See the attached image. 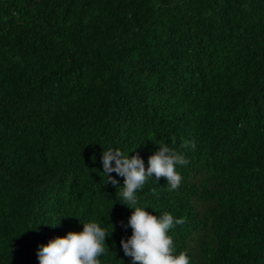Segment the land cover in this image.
<instances>
[{
  "label": "trees",
  "instance_id": "trees-1",
  "mask_svg": "<svg viewBox=\"0 0 264 264\" xmlns=\"http://www.w3.org/2000/svg\"><path fill=\"white\" fill-rule=\"evenodd\" d=\"M162 143L189 163L138 206L183 218L175 254L264 264V0H0V264L93 220L101 264H132L102 153L147 169Z\"/></svg>",
  "mask_w": 264,
  "mask_h": 264
},
{
  "label": "clouds",
  "instance_id": "clouds-1",
  "mask_svg": "<svg viewBox=\"0 0 264 264\" xmlns=\"http://www.w3.org/2000/svg\"><path fill=\"white\" fill-rule=\"evenodd\" d=\"M188 146L186 142L181 147ZM102 163L108 183L114 186L119 183L109 175L111 173L123 177V186L118 189L117 195L124 201L123 205L132 209L127 224L132 229V235L120 241L124 255L132 258V264H190L186 252L175 254L174 241L169 235L171 229L185 222L183 218L177 219L168 212L152 215L145 207L138 206L137 196V191L153 176L157 181L161 177L166 178L169 190L178 189L182 177L176 168L189 163L184 155L162 143L149 156L147 169L139 155L130 157L119 149L104 150ZM82 225L80 232H68L64 237H56L39 246V264H101L99 257L110 251L106 246L108 231L94 220ZM112 229L113 233V225Z\"/></svg>",
  "mask_w": 264,
  "mask_h": 264
}]
</instances>
